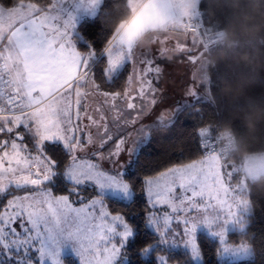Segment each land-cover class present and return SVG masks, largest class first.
I'll return each instance as SVG.
<instances>
[{"label": "snow or ice", "instance_id": "snow-or-ice-1", "mask_svg": "<svg viewBox=\"0 0 264 264\" xmlns=\"http://www.w3.org/2000/svg\"><path fill=\"white\" fill-rule=\"evenodd\" d=\"M99 0H82L84 8H94ZM172 0H136L132 16L120 23L108 47L104 49L107 66L104 75L114 80L115 69L129 61H137L132 40L147 26L165 30L176 14ZM136 5H139L137 10ZM61 5H51L47 11L37 8L34 3L23 2L14 6L0 5V134L9 135V140H0V197L10 196L4 210L0 212V264H63L60 259L64 249H70L81 257L83 264H115L122 256L128 239L133 235L134 226L123 216L111 215L106 211L105 199L114 198L130 202L134 191L125 178L126 164L120 162L124 152L125 139L122 137L107 154L102 150L116 139L113 126L118 132L129 124L135 125L143 117L148 105H138L137 100H146L152 91V82L145 77L159 68H153V60L145 53L139 63L146 65L143 75L138 78L141 86L136 94L130 89L119 92H100L89 76L94 52L87 56L75 51L72 41L74 28L72 15L64 16ZM195 14L181 24V29L192 36V46L177 45V51H186L191 62L195 63L193 49L201 45V37L210 32ZM63 24L61 25V20ZM63 28V31L61 30ZM117 33L119 35H117ZM215 43L209 39L204 47ZM207 77L194 81L191 97L192 108L197 112L196 102L201 100L198 88ZM197 81L199 82L197 84ZM92 83V93L103 97V103L92 109L86 98L89 92H81L80 83ZM131 83V77L129 78ZM76 86V99L73 101L70 90ZM151 102L155 103L152 97ZM185 100L181 107L188 105ZM140 111L135 119H129L132 111ZM109 113H112L109 116ZM87 124H83L84 120ZM83 128L88 129L82 141ZM23 127L32 137L37 155L33 156L22 145L24 134L17 131ZM207 126L198 131L207 156L179 167H170L158 175L144 180L145 191L153 208L166 205L171 209L161 218L150 214L148 225L156 232L159 240L155 243L186 244L193 257L200 255L194 239L198 224H203L218 236L225 251L247 250L248 247H232L225 244V226L238 223L244 227L240 210L249 208V200L244 198L239 186L233 187L225 180L235 176L231 170L224 172L218 167L213 155L214 144L207 136ZM15 133V138L11 134ZM147 134L140 137L137 144L145 141ZM17 141H21L18 143ZM45 142L62 143L69 154L71 164L66 167L63 178L72 187L65 194L54 195L46 187L57 176L56 162L44 154ZM95 160L84 159L79 154L88 153ZM137 148L128 150L129 160ZM111 165L105 168L104 162ZM36 189L25 195H14L13 190ZM83 187L95 190V198L74 201L72 196H80ZM81 206L77 207L76 204ZM225 208L227 211H225ZM195 213V215H193ZM211 213H215L211 216ZM183 224L179 241L170 227L172 221ZM218 227L219 230H214ZM173 239H169V237ZM153 245H145L140 251L146 253ZM158 264H167L165 255H157Z\"/></svg>", "mask_w": 264, "mask_h": 264}, {"label": "trees", "instance_id": "trees-1", "mask_svg": "<svg viewBox=\"0 0 264 264\" xmlns=\"http://www.w3.org/2000/svg\"><path fill=\"white\" fill-rule=\"evenodd\" d=\"M21 2H31L38 5L42 11H46L52 0H0V5L14 6ZM126 0H102L95 17L84 18L80 21L73 33V39L81 53L94 52L96 58L91 62L90 75L100 88L108 91L122 93L128 86L129 67L126 66L118 72L114 80H108L104 75L107 66L104 49L108 47V41L112 35L116 21L127 12ZM200 23L209 27L210 33L216 30V24L204 16H199ZM214 36H213V38ZM214 44V43H213ZM215 77H213V80ZM214 81H209V99H201L196 102L197 112L191 104L179 108L174 114L171 124L156 125L149 129V138L142 144L135 160L128 167L125 178L132 185L134 197L130 202H124L114 198H106L105 203L111 214L122 215L125 220L134 226L133 236L127 246L129 264H158L157 255H166L171 264H194L188 252L183 250H166L155 243L158 237L148 230L146 216L150 211L146 199L144 180L149 176L158 175L170 167H179L201 159L205 154L200 149L199 128L207 126L209 138L225 132V125L230 124L237 135L246 136V150L238 155H231L225 161L242 162L249 153L264 150V121L259 122L257 130L252 133L246 131L250 126L241 120L239 116L241 105L238 102H227L216 95ZM247 94L253 97L264 96V71H261L256 83L247 89ZM18 131L24 134L25 142H34L32 137L23 127ZM15 133L11 137L15 138ZM9 135L3 134L2 138ZM45 154L56 162L57 176L50 188L54 195L69 192L72 185L64 180L63 173L69 164L70 156L64 147L57 143H46ZM88 190L90 195L95 194L93 188ZM247 196L250 201V213L246 216V228L244 231H231L228 234V242L232 245L249 244L252 247L254 257L250 260L238 262H223L222 264H264V178L259 181H247ZM18 192V191H17ZM21 192V191H20ZM14 194V193H13ZM10 196L0 197V212L4 210ZM202 264H221L218 261L220 245L217 240L200 234L197 238ZM153 245L152 254L144 257L140 250L145 245ZM65 264H78L69 256L64 258Z\"/></svg>", "mask_w": 264, "mask_h": 264}, {"label": "rangeland", "instance_id": "rangeland-1", "mask_svg": "<svg viewBox=\"0 0 264 264\" xmlns=\"http://www.w3.org/2000/svg\"><path fill=\"white\" fill-rule=\"evenodd\" d=\"M102 0H99V3L94 7V8H84L82 6V0H52V3L48 7L50 9L51 5L54 3L57 4L58 6L61 5L60 11L61 14L64 16L67 15H72L73 17V24L74 28L69 29V31H72V45L75 49V51L81 53L77 46L76 43L73 39V33L75 31V28L77 24L82 21L84 18H92L95 17L98 13L99 6L101 4ZM159 2V0H158ZM173 4L176 5L177 0H172ZM31 3V2H27ZM182 7V0H179L178 6L173 7V12L175 14L178 13L179 9ZM37 8L41 9L38 5ZM199 20V17L197 18ZM63 24V19L61 20V25ZM63 31V28H61ZM211 37L210 39L213 38L210 32L207 34L203 35L201 37V43L205 39V36ZM209 41V40H208ZM6 43V39L4 42L0 43V46ZM184 45L185 47H191L192 46V36L190 33L185 32L183 29L180 30V33L177 34L174 31H170L168 29L165 30H157L154 31L151 35V43L146 46H136L137 48L134 50L135 55L137 57V61H129L126 63V65L119 66L115 69L113 76L116 75L118 72L123 70L126 66L129 67V77H128V86L126 87L125 90L130 89L133 94L137 93V90L141 86V81L138 78L139 76L143 75V71L146 67V65L140 64L138 61L141 58L142 54L147 53L150 58L153 60L152 67L159 68V72L153 71L149 73L144 79L145 81H151L152 82V91L147 94V99L146 100H137L138 105H144L147 104L148 107L144 111L143 117L137 121L135 125L129 124L127 128L122 131L118 132L116 128L113 126L112 130L116 134V139L112 142H110L108 145L105 146V148L102 150L105 154H107L111 149L114 148L115 143L119 141L120 138L125 139V145H124V152L120 156V162L122 164H126L127 168L125 170V173L128 169V167L132 164V162L135 160L136 155L139 151V148L142 144L146 143V141L149 138V129L152 126L156 125H168L171 124L174 118V114L176 111L181 108V105H183L185 100L189 101V104H192L191 97L188 95L190 91L194 90V81H196V78L198 77H203L198 74L196 65L197 61L201 55V45H197L195 49H193L192 55L197 56L196 62L193 63L189 60L188 58V53L186 51H177V45ZM82 56H87L88 54L81 53ZM106 57V62H107V56ZM89 76L92 77L89 73ZM131 77V83H129V78ZM110 80V79H108ZM199 82L197 81V84ZM204 84L203 87L198 88V92L201 95V99H209L210 93H209V81L205 82L202 81ZM94 84L97 85V83ZM99 86V85H98ZM80 90L81 92H89L90 95L86 98V103L92 108L98 107L101 103H103V97L92 93V88L93 84L92 83H86V82H81L80 85ZM100 92H109V93H115L117 91H108L105 89L100 88ZM124 90V91H125ZM124 91L121 93L123 94ZM76 86H74L70 90V94L72 96L73 101L76 99ZM120 93V92H119ZM152 97L155 98V103L153 104L151 102ZM186 106V105H185ZM184 107V106H183ZM140 111V108L138 107L136 111L131 112V116L129 119H135L137 116V113ZM112 113H109V116H111ZM88 121L85 119L83 121V124H87ZM83 124L81 125L83 131L81 133V138L82 141L85 139L88 133V129L83 128ZM18 131V129H17ZM147 134V139L139 144H137V141L140 137L144 136ZM15 135V134H14ZM3 134H0V140H9L8 136L6 138H2ZM14 139V137H11ZM18 143H21V141H17ZM47 142H45L46 144ZM51 143V142H48ZM34 142H25L24 140L22 141V145L26 146V151L31 153L33 156L37 155L36 150L33 147ZM44 144V145H45ZM63 146L62 143H57ZM137 148L136 153L131 157V164H128L129 160V154L128 150L132 148ZM93 149L90 147L88 153H80L79 155L84 158V159H91L95 160L96 157L91 155V151ZM45 154V153H44ZM46 155V154H45ZM47 156V155H46ZM207 155H204L201 159L197 160L200 161L204 159ZM217 158V164L218 167H224V172L226 173L227 171L231 170L234 172L235 176L229 180L227 175H225V180L227 182H230L233 187L239 186L242 189V193L244 195V198L249 200L247 196V181L252 180L250 178L249 172L250 168L252 167V157L249 155L247 156L242 162H235V161H225L219 158L217 155H215ZM71 164V159L69 160V164ZM105 168H110L111 165L107 163V161L104 162ZM55 171V169H54ZM56 172V171H55ZM65 180V179H64ZM66 181V180H65ZM69 183V182H68ZM46 187L50 188V184H47ZM83 188H91V187H83ZM51 189V188H50ZM36 189H33L31 187L27 189H21V190H13L14 195H25L28 192L35 191ZM94 190V189H93ZM18 191V192H17ZM21 191V192H20ZM95 191V190H94ZM146 193V191H145ZM96 192L93 195L89 194L88 190H80V196L77 197L75 195L72 196V199L74 201H80L83 198V202L86 203L88 199L95 198ZM11 198V197H10ZM9 198V199H10ZM146 199L150 207V211L146 216V226L149 231L154 233L156 236V232L154 229L148 225V218L150 214H156L158 215L161 220V226L163 227V216L165 212L167 211L169 214H171V209H168L166 205H157L155 208H153L152 203L149 201V198L146 194ZM127 202V201H124ZM105 203V202H104ZM106 205V203H105ZM77 207L81 206L80 203L76 204ZM106 211L110 212L107 208H105ZM225 211L227 209L225 208ZM250 213V201H249V208L245 210H240L238 212V215L242 217V222L244 224L243 228H240L238 226V223H229L225 226V244H229L232 247H240V246H246L248 247L247 250L244 251H237L235 249H229L227 251L224 250V248L221 246V242L218 236L213 234V231L210 230L208 227H206L203 224H198L196 226L195 232L193 233L194 239L196 241V244L198 246L197 238L200 234H205L208 237L215 239L218 241L220 245V251L218 253V261L219 263L223 262H238V261H243V260H250L254 257V253L252 250V247L249 244H239V245H232L228 242V234L231 231H244L247 225L246 222V216ZM114 215V214H111ZM119 215V214H117ZM195 215V213H193ZM211 216H214L215 213H211ZM122 216V215H121ZM172 232L174 234H177L175 236V239L179 241V233H182L184 225L181 223L179 225L176 224V221L173 220L171 225H170ZM214 230H219L218 227L214 228ZM133 236V235H132ZM132 236L128 239L125 247H124V252L121 257H119L116 261L115 264H129V258L127 254V246L132 238ZM158 237V236H157ZM169 239H173V237H169ZM159 240V237H158ZM159 246L165 248L166 250H183L186 251L190 254L191 259L193 260L194 264H202L203 259L202 255L199 250H198L200 255L197 257H193L191 254V249L188 245L186 244H159ZM153 248H150L146 253H144V257H148L150 254H152ZM73 257L78 264H83V261L81 257L77 256L75 253H73L70 249H64L61 252L60 259L62 260L63 264L64 263V258L66 257ZM166 256V255H165ZM157 260V257H156ZM167 264H171L167 261Z\"/></svg>", "mask_w": 264, "mask_h": 264}, {"label": "clouds", "instance_id": "clouds-1", "mask_svg": "<svg viewBox=\"0 0 264 264\" xmlns=\"http://www.w3.org/2000/svg\"><path fill=\"white\" fill-rule=\"evenodd\" d=\"M126 3L128 10L116 21L113 31L133 14L136 0H126ZM136 7L138 10L139 5ZM197 13L217 26L213 33L215 43L204 47L211 38L207 35L201 43L197 72L207 77L205 82L214 81V91L219 98L241 105L239 116L250 126L246 131L254 133L259 122L264 121V96H250L247 89L264 71V0H182V7L167 29L179 34L181 24ZM154 31L157 29L145 27L132 43L148 46ZM224 127L225 138L230 141L229 154L238 155L246 150V136L237 135L230 124ZM249 155L253 162L250 178L259 181L264 178V150Z\"/></svg>", "mask_w": 264, "mask_h": 264}, {"label": "built area", "instance_id": "built-area-1", "mask_svg": "<svg viewBox=\"0 0 264 264\" xmlns=\"http://www.w3.org/2000/svg\"><path fill=\"white\" fill-rule=\"evenodd\" d=\"M212 143L214 144V152L213 155H217L222 160L229 158L231 155L229 154V145L230 141L225 138V132H221L214 137L210 138ZM200 149L203 151L205 155H207L206 150L203 148L202 143H200Z\"/></svg>", "mask_w": 264, "mask_h": 264}, {"label": "crops", "instance_id": "crops-1", "mask_svg": "<svg viewBox=\"0 0 264 264\" xmlns=\"http://www.w3.org/2000/svg\"><path fill=\"white\" fill-rule=\"evenodd\" d=\"M23 3L27 4V2H23ZM47 10H49V8H48ZM47 10H46V11H47ZM2 51H3V45L0 46V52H2ZM104 55H105V54H104ZM21 127H22V126H21Z\"/></svg>", "mask_w": 264, "mask_h": 264}]
</instances>
